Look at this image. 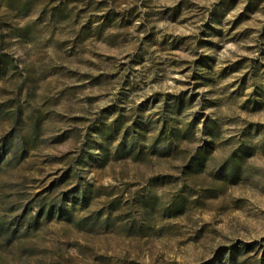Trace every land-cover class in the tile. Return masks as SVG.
Returning <instances> with one entry per match:
<instances>
[{"label": "rangeland", "instance_id": "rangeland-1", "mask_svg": "<svg viewBox=\"0 0 264 264\" xmlns=\"http://www.w3.org/2000/svg\"><path fill=\"white\" fill-rule=\"evenodd\" d=\"M73 171L87 206L19 226ZM263 243L264 0H0V264H259Z\"/></svg>", "mask_w": 264, "mask_h": 264}, {"label": "trees", "instance_id": "trees-1", "mask_svg": "<svg viewBox=\"0 0 264 264\" xmlns=\"http://www.w3.org/2000/svg\"><path fill=\"white\" fill-rule=\"evenodd\" d=\"M11 142H12V139L5 138L3 142V148L9 149L12 144ZM26 144L27 142L21 145V149L23 151L27 149ZM73 174L77 177L74 185H72L68 189L61 191L57 195L56 199L48 201L47 199H45V197H41V193L36 194L31 204L20 215L21 218H18V225L22 226L23 223L25 222H29V223L34 222V224H36L39 218L45 212L48 218L52 217L53 214L56 213L58 214L59 217L64 216L67 219H71L73 217V212L77 208V206L86 207L88 202L92 200L95 196L93 192L94 187L90 183H84L80 173H78L77 171H73ZM66 177L69 178L70 175H68L67 173ZM35 206H37V211L35 212L34 215L30 216L29 210H32L33 207ZM106 206H107V214L105 216L106 221L110 219V216L112 214V209L115 206H119V207L121 206L120 207L121 211L119 214H123L122 212L124 210H123L122 202H120L119 197H114L112 199L108 197L106 201ZM102 216H103L102 214L95 215L92 213L89 215V217L93 220L101 218ZM244 246L246 248H249V247H252L253 245L247 244ZM261 252H262V258H260L259 264H264V243L262 244Z\"/></svg>", "mask_w": 264, "mask_h": 264}]
</instances>
